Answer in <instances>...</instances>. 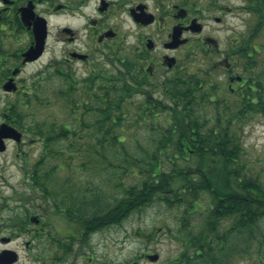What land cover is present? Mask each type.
I'll return each mask as SVG.
<instances>
[{"label": "trees", "instance_id": "trees-1", "mask_svg": "<svg viewBox=\"0 0 264 264\" xmlns=\"http://www.w3.org/2000/svg\"><path fill=\"white\" fill-rule=\"evenodd\" d=\"M124 69H119V75L103 71L83 82L64 78L77 91L67 86L57 90L55 97L27 96L28 102L34 99L36 111L28 114L34 120L26 128L28 134L41 137L44 148L28 179L29 200L36 205L41 199L44 208L51 204L68 210L69 217L81 224L82 237L88 239L87 230L121 223L159 198L165 207L180 210L177 237L183 250L170 264H239L247 257L264 264V180L241 161L244 121L237 124L236 120L259 110L245 105L255 93L263 100L262 86L256 84L257 91L247 87L239 95L242 110H235L229 101L214 100L217 88L204 86V79L196 74L170 81L166 101L143 89L142 83L123 77ZM137 94L142 100L136 104ZM59 104L79 132L91 130V141L80 135L75 139L79 143H67L54 156L56 140H69L78 131L66 122L59 126L47 115L34 116L48 114ZM208 108L211 115L206 118L201 111ZM88 115L93 119L86 122ZM128 133L130 140L148 138L143 145L137 143L133 154L125 150ZM104 150L116 154L117 163ZM71 153L75 154L74 167ZM105 162L118 169L114 172L116 189H121L118 197L103 204L99 194L88 198L90 190L95 192L91 188L73 195L74 176L88 177L85 174ZM85 183L92 184L88 179ZM63 201L67 204L58 203Z\"/></svg>", "mask_w": 264, "mask_h": 264}, {"label": "flooded vegetation", "instance_id": "flooded-vegetation-1", "mask_svg": "<svg viewBox=\"0 0 264 264\" xmlns=\"http://www.w3.org/2000/svg\"><path fill=\"white\" fill-rule=\"evenodd\" d=\"M237 19L247 25L245 31L238 28ZM263 29L264 0H0V135L11 129L19 134V140L5 138L0 155L12 147L18 157L28 144L23 112L33 80L42 82L49 74L97 75L104 57L124 54L120 62L128 69L123 77L142 83L151 94L160 93V88L168 93L170 81L184 78L189 64L205 62L214 72H223L227 87L238 96L247 87L257 91L254 80L249 83L235 69L239 54L249 58L253 52L247 54L248 49L259 53L255 48L264 47ZM35 47L39 56L31 59L27 52ZM251 65L245 61L246 71ZM256 95L247 97V106L262 112L264 96L259 101ZM44 212L25 210V220L32 227L22 228L23 235L5 232L11 226L3 219L0 256L13 250V236L26 234L32 239L25 242L24 254L14 250L16 262L11 264H75L82 248L76 250L74 261L67 255L74 242L84 246L83 233L82 238H70L67 253L39 247L38 240L48 237ZM0 264L10 263L0 257Z\"/></svg>", "mask_w": 264, "mask_h": 264}, {"label": "rangeland", "instance_id": "rangeland-1", "mask_svg": "<svg viewBox=\"0 0 264 264\" xmlns=\"http://www.w3.org/2000/svg\"><path fill=\"white\" fill-rule=\"evenodd\" d=\"M247 17H254V15H248ZM255 21L256 19L253 23H255ZM236 22L239 29L243 31L247 29L245 23L238 19ZM261 34L264 37V29ZM255 49L259 53L254 52L253 48L247 50V54L253 52L252 57L249 58L244 54H239V67L235 69V72L244 78H247L249 81L252 79L256 84L261 85L262 88L260 95L263 97L264 47H257ZM123 55L124 54H120L113 58L110 57L109 59L104 57L100 70L103 69L104 72L112 73V75H119V69H124V65L120 62V56ZM247 60H249L252 65L246 71L244 64ZM39 66L40 64H37L31 69L34 71ZM195 74L204 79V86L208 87L209 85L217 88L213 89H216L214 91V100L220 99L222 101H229L230 104L235 107V110H242L243 104L239 95L243 94L245 89L240 91L238 96H235L227 87L228 80L224 77L223 72H214L211 65H206L205 62H199L189 64L184 77L193 76ZM50 75L51 74L48 76L49 78H43L42 82H40V78L33 80V88L28 95L40 93L41 98L43 96L55 97L57 96V90H63L67 86L68 88L77 91L74 87H70V84H68V81L64 78L58 76L50 77ZM44 76H46V74H44ZM79 77H81L80 73L76 74L75 79L83 82L88 75H85L82 78ZM79 85L81 86L80 83ZM159 91L160 93L158 92L154 96L159 97L161 100L169 101L168 95H166L161 88ZM256 94L258 95V93H255V95ZM133 100L137 104L142 100V96L137 94V96H134ZM4 102L5 100L1 101V103ZM33 102L34 99L30 98L28 102L26 97V104L28 107L23 112L25 115L27 114V117L25 118L26 124H28V121L34 120L32 117L28 118V114L36 111V105L33 104ZM245 107H247V105H245ZM48 112V114L46 111L40 112L34 117L42 119L47 115L45 117L46 119H56L59 126L63 122H66L74 126L73 131H78L75 127L76 124L72 121L68 112L64 111L62 104L53 105ZM201 114L207 118L211 115V112L208 108L207 110L201 111ZM91 117L93 116L87 117L86 122L91 121L93 119ZM236 120L238 121L237 124L244 121L241 123V125L244 124V127L240 132L243 147L241 161L247 162V168L254 170L256 173L258 172L262 177L261 179L264 180V111L248 112L244 119L238 118ZM80 135L83 136V139H85L84 141H91V137L89 136L91 135L90 129L83 132L78 131V134H71L69 140H56V143L52 148L53 155H59V151H62V148H66L67 143H79L81 140L75 141V139L77 137L79 138ZM27 136L28 144L26 148L23 149L21 155H18L17 157L15 155L17 152L12 147H9L7 152L0 155V222L1 225L5 223L8 226L17 225V231L15 230L16 228L12 227L7 231L5 230V232H13V235L14 233H23V231H21L22 228L28 226L32 227L31 225H28V221L25 220L26 209L27 212L29 211L28 213L31 211L34 213L35 211L41 212L45 207L41 202H37L35 205V202L32 203L28 197L32 192L29 187L31 185H29L28 179L32 176L34 165L40 161L44 148L39 135L29 133ZM138 138L134 137L133 140H130L132 137L130 133H128L125 150L133 154L136 150L137 143L140 146V144L148 140V138L144 140L142 136H138ZM32 139L35 140L33 143L30 142ZM104 153L113 161V163H117L116 154L111 150H104ZM23 154H25V156ZM123 155L124 152H121V157H123ZM71 156L74 159L75 154L71 153ZM98 156L99 159H101V155ZM48 163L50 164L49 159ZM71 163L72 167H74L76 164L75 159L72 160ZM99 166L100 168L94 169L90 174H85L88 177L84 175L74 176L72 186H68L74 190L73 195L78 196L84 189L91 188L94 189L95 192L90 190L88 198H91L93 194H99L103 199V204H106L108 201L111 203L115 197H118V193L121 189H116V173H114L118 171V169L109 166L106 162L103 165L99 163ZM168 169L169 168L167 167L166 170ZM57 170L56 167L55 173ZM80 174H83V172ZM86 179L91 181L92 184L87 185L85 183ZM122 181L123 179L121 178L120 182ZM38 205H40V207H38ZM46 207L47 209L44 212L43 224L48 227V237H43L40 241L38 240V246L43 248L57 247L67 253L65 250L71 243L70 238H82L80 237L82 226L77 220H75L76 218L74 216H72V219L69 217L68 210H66L67 212L62 213L60 209L57 210V208L51 206V204ZM179 214L180 210L177 208L169 209L163 205L159 198H156L148 206L134 211L121 223L87 230V232H89L88 239L84 238L81 240L82 242L83 240L85 241L84 246H81L82 244L80 245L79 242L73 243L75 240L73 239V246H71V251L67 257L69 260L74 261L75 252L81 247V253H76L75 264H130L133 262H140L142 264H170V261L177 258L183 250V245L177 237L178 229L176 221L178 220ZM3 219H6L5 223H2ZM22 233L21 235H23ZM151 234L154 236H151ZM24 235L25 236H13V241L10 244V247L13 250L23 254L25 253V242L32 239L26 234ZM36 245L37 244H34L35 247ZM145 253H157L160 256V259L155 263L149 262L144 257ZM44 255L47 258L49 257L47 251H45ZM239 264H258V261L255 257H247L241 260Z\"/></svg>", "mask_w": 264, "mask_h": 264}, {"label": "water", "instance_id": "water-1", "mask_svg": "<svg viewBox=\"0 0 264 264\" xmlns=\"http://www.w3.org/2000/svg\"><path fill=\"white\" fill-rule=\"evenodd\" d=\"M37 50H38V48L35 47V48L31 49L29 52H27L28 57L31 59H36L39 56V52H40V51L38 52ZM6 137H16L17 139H19V136H18V134H16V131L14 129H11V131H9V132L7 131V133L0 135V151H3L5 149V146L3 145V139ZM10 253L11 252L6 251L1 255V257H4L5 254H10ZM149 259L153 262L157 261L159 259V255L158 254L149 255ZM14 260L15 259H13L12 261H14ZM132 264H140V263L135 262Z\"/></svg>", "mask_w": 264, "mask_h": 264}]
</instances>
